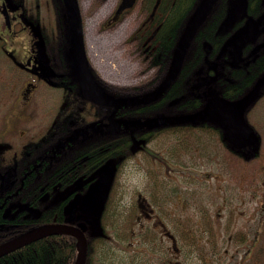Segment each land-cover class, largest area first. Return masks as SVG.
<instances>
[{
	"label": "trees",
	"instance_id": "obj_1",
	"mask_svg": "<svg viewBox=\"0 0 264 264\" xmlns=\"http://www.w3.org/2000/svg\"><path fill=\"white\" fill-rule=\"evenodd\" d=\"M4 1V0H1ZM6 1V0H5ZM193 0H176L174 4L161 9L162 17L157 34L163 37L179 32L181 35L190 14L194 10ZM11 8L15 9L19 19L20 29L24 30L33 42L34 50L25 62L8 54L0 39V94L12 89L17 93L25 82L45 85L57 91L60 103L43 120L44 130L52 137L59 134L67 136L68 128H81L85 125V113H82V123L79 120L78 104L71 100H83V107L91 110L93 125L106 121L113 109L91 100L82 89L78 76L71 61L70 36L66 9L62 0H10ZM34 32H33V31ZM30 34V35H29ZM154 55L150 58L152 65L161 63L168 66L171 62L177 41L153 42ZM12 60L13 64L9 62ZM264 73V0H217L216 4L193 34L182 59L181 67L169 88L155 101L125 106L114 111L116 116L136 115L137 121L156 116H172L190 114L204 108L208 100L221 96L229 100L243 97L251 91ZM264 98V85L260 86L257 99L245 112V120L251 127L255 144L244 149H233L225 139L224 132L209 122L192 121L183 124L161 126L154 128L140 127L136 124V132H147L140 140H159L164 142L160 149L154 151L149 147L141 148L151 161L148 162L150 177L149 198L154 206L162 204L159 189L166 185L165 175L174 168H181L184 162L180 160L187 156L190 160L188 168H193L192 157L215 160L216 149L222 147L238 160L250 162L257 160L261 152L260 128L250 121V113L255 105ZM64 101H67L65 103ZM82 124V125H81ZM41 126V125H40ZM70 130V131H71ZM92 170L94 176L102 172L107 160L117 156L122 149L121 144H104L101 137L93 132ZM118 139L119 135L108 136ZM205 140H209L212 150L208 152ZM145 145V142L143 143ZM128 146L124 147V151ZM138 147L136 138V149ZM197 152V153H195ZM189 154V156H188ZM61 180H64L63 171ZM66 174V173H65ZM191 177V176H190ZM97 178V177H96ZM94 177V180H96ZM163 184V185H162ZM6 187V185H4ZM5 187L0 186V191ZM67 185H61V190ZM118 184L112 180L104 188L103 208L97 217L90 219L86 226L87 258L85 264H99L101 247L117 241L133 245L139 234L145 243H155L154 247H162V241L157 240V234L151 228H139L137 222V206L117 210ZM177 190V189H176ZM181 190V189H180ZM166 204V201L164 202ZM64 203L62 202V206ZM163 217L174 223L181 240L198 251L199 256L189 264H213L207 261L208 255L214 256L219 251L218 241L220 231L217 230L207 213L194 220L193 226L176 224L175 218L164 210ZM64 217L62 211L61 219ZM161 218V217H160ZM232 213L228 216L224 232L228 240L234 243H244L245 232H228ZM40 222H49L44 216ZM136 226V231H135ZM151 226V225H150ZM170 233L175 240L177 234ZM177 244V242H176ZM177 247V245H176ZM207 252V257L205 254ZM77 257L74 238L68 235H52L36 240L19 249L0 257V264H74ZM177 264L173 259L165 258L164 263L152 260L153 264ZM249 261L262 264L264 262V243H260ZM134 264V261L131 263ZM136 264H149L140 261ZM248 264H251L249 262Z\"/></svg>",
	"mask_w": 264,
	"mask_h": 264
},
{
	"label": "rangeland",
	"instance_id": "obj_2",
	"mask_svg": "<svg viewBox=\"0 0 264 264\" xmlns=\"http://www.w3.org/2000/svg\"><path fill=\"white\" fill-rule=\"evenodd\" d=\"M117 2L118 0H77L84 49L96 79L109 93L137 97L149 93L159 85L166 74L167 66L152 65L150 58H143L141 54L135 52V42H131L130 36L136 28L137 20L140 19V13L136 14L139 2L135 8L124 12L115 20L113 14ZM6 3L9 11L14 13V17L12 16L14 26L11 36L10 34L0 36L4 42L3 48L9 51V45L20 40L17 38V35H20L26 37L20 40L25 46V51L31 35L29 34V37L24 30L21 31L20 25L17 24L19 19L15 9L11 8L10 0H6ZM108 20H111L110 23ZM0 29L4 30L3 32L6 30L1 13ZM42 92L37 90L32 95L35 100L33 105L41 99ZM47 92L42 96L44 103L54 102L57 92L55 90ZM7 108L4 105L0 106V117ZM32 112L33 107L28 114ZM29 120L31 118L25 117L24 121L19 123V128H28ZM250 121L260 128L261 152L257 160L250 162L238 160L220 147L216 149L215 160L199 158L198 154L190 157L188 154L194 161L193 168L189 169L190 160L187 156L182 159L181 154L180 160L187 166L188 178H181L179 175L170 186L164 184L160 187L159 195L163 202L155 206L156 214L173 234H177L178 253L176 256L173 254V262L189 264L194 262L200 253L195 251L192 245L181 240L174 223L169 221L168 216L163 217V210L173 218L177 217L175 222L180 227L193 226L194 220L199 219L201 214H208L221 234L218 241L219 251H216L213 257L212 255L207 257L206 252L207 261L213 264H248L249 262L258 264L249 260L257 246L264 243V98L252 109ZM211 143L205 140L208 152L212 150ZM163 144L164 142L157 140L149 145V148L157 151ZM144 167V161L136 164L130 162L119 179L120 182L117 181L119 199L116 209L118 211L126 210L136 204L137 193H141L151 203L148 186L150 177L145 173ZM104 192L103 190V194ZM165 201L166 204H164ZM231 213L232 219L228 232H245L247 238L244 243L230 242L223 230ZM153 221L148 225L150 226ZM160 238L162 247L166 246L170 249L171 242L158 231L156 239ZM142 239L138 234L131 247H125L124 244L127 243L122 241L102 246L101 250H98L99 264H131L133 261L134 264L136 261L153 264L152 260L156 259L152 254L159 249L154 245L158 242L145 243Z\"/></svg>",
	"mask_w": 264,
	"mask_h": 264
},
{
	"label": "flooded vegetation",
	"instance_id": "obj_3",
	"mask_svg": "<svg viewBox=\"0 0 264 264\" xmlns=\"http://www.w3.org/2000/svg\"><path fill=\"white\" fill-rule=\"evenodd\" d=\"M174 1L176 0H118L113 14L115 20L124 12L135 8L139 2L136 14L140 13V19L137 20L136 28L130 37L131 42H135V52L141 54L143 58H151L154 55L155 45L152 44L153 42H179L185 28L181 35L178 34L179 32L171 33L165 37L157 34V29L160 26L159 20L162 17V11L159 8L162 9L165 6V9H167L174 4ZM201 1H192L195 3L194 10L190 14L187 24ZM9 15L11 25L7 27L3 22L6 30L3 32L4 30L0 29L1 37H4L3 35L9 36V34L11 36V33H13L14 21L12 16L14 17V13L9 11ZM110 21L108 20L109 23ZM19 36L17 35V38H20V40L21 38H26ZM20 40L11 43L9 48L12 49L6 50V52L8 54L12 53L21 62H25L30 54L29 51L34 50L36 47L33 46L32 40H29V44L24 51L25 46ZM9 62L13 64L12 60H9ZM157 65L162 64L159 63ZM17 86L21 88L15 94L12 89L6 90L5 95L0 94V106L8 107L0 117V186L5 187L4 185H6L4 190L0 191V245L31 229L48 224H65L79 227L85 235L86 226L90 224L93 214L88 207L80 210V202L89 194L106 172H111L107 183L110 180L115 183L117 181L120 182L119 179L130 162L136 164L144 161V170L149 177L148 162L151 161V158L141 148L147 150L149 145L154 144L156 140L144 141L139 139L148 133L136 132V124L139 126L140 123H136V115L115 116L113 114L114 111H118L123 107L117 110L112 108L113 112L107 116L106 121L93 125L91 123V110L82 106L83 100H71L68 102L78 104L76 110L79 112L81 123L82 113H85V125L81 126V128L72 127V130L68 128L66 132L68 135L63 138L59 134L49 137L51 133L44 130L43 120L48 118L50 112L59 105L60 100L56 97L54 102L46 104L42 100V96L43 93H48L47 91L49 90L56 91V89L29 82ZM37 90L38 92H43L41 93V99L33 105L35 100L32 95ZM117 97L136 98V95H117ZM64 102L67 103V101ZM32 107L33 112L28 114ZM25 117L31 118L29 127L20 129L18 125L21 121H24ZM93 132L97 133L106 145L110 142L122 145L119 154L107 160L102 167V170H104L95 176L92 170ZM113 135H119L120 137L118 139H110L108 137ZM144 142L145 145H143ZM125 146L128 147L124 151ZM62 171L63 181L61 180ZM169 174V176L165 175L166 185L168 186L175 182V177L179 175L181 178H188L186 164L184 163L181 168L179 166L174 168V170L169 171ZM94 177H97L96 180H94ZM62 183L67 185L63 190H61ZM94 199L104 203L103 187L98 191ZM62 202L64 203L63 206ZM135 202L138 211L136 219L139 228L145 229L149 227L155 233L159 231L171 242L170 249L166 248V246L164 247L165 251L157 249L152 256L160 263H164L165 258L172 259L173 254L177 255L178 247L175 250L172 248V240L166 235L170 230L156 214L155 206L148 202L141 193H137ZM72 209H74L73 219L67 221ZM62 211L64 212L63 219H61ZM44 216L50 218L51 221L40 222L39 219ZM151 221L153 223L149 226L148 223ZM71 237L74 238L76 245V238L74 236ZM160 240L162 239L160 238ZM124 246L131 247L132 245L124 244ZM167 264H170V261Z\"/></svg>",
	"mask_w": 264,
	"mask_h": 264
},
{
	"label": "water",
	"instance_id": "obj_4",
	"mask_svg": "<svg viewBox=\"0 0 264 264\" xmlns=\"http://www.w3.org/2000/svg\"><path fill=\"white\" fill-rule=\"evenodd\" d=\"M66 9L68 28L70 34L71 46V61L75 72L78 76L82 89L85 94L94 102L100 105H106L114 108L115 110L124 106H135L147 104L158 99L171 85L172 81L177 76L182 59L187 50L188 44L195 30L205 19L211 8L217 0H202L192 18L187 24L183 34L175 49L173 58L170 62L167 76L162 84L154 91L141 96L139 98L121 99L109 96L102 86L94 77L85 55L83 38H82V25L79 14L77 0H62ZM1 14L4 16L5 24L10 26V18L5 3H2ZM264 85V74L257 82L256 86L249 91L246 95L239 99L228 100L221 96H215L208 100L206 105L200 111L181 114L174 116H156L148 118L139 123L141 127L154 128L161 126H170L175 124H183L192 121L209 122L224 132V136L228 144L235 149L252 147L255 144V136L251 127L245 120V112L248 107L258 97L260 86ZM111 172H106L102 175L99 182L91 189L89 194L80 202V210L84 207L91 209L93 216H96L103 207V203L95 200L94 197L98 191L107 183V179ZM73 212L70 211V217L73 219ZM69 234L76 238L77 257L74 264H85L87 257V244L86 238L81 229L69 225H42L21 236L0 245V257L19 249L20 247L34 242L42 237L54 234ZM166 235L172 239V247L176 248V242L173 236L167 232Z\"/></svg>",
	"mask_w": 264,
	"mask_h": 264
},
{
	"label": "bare ground",
	"instance_id": "obj_5",
	"mask_svg": "<svg viewBox=\"0 0 264 264\" xmlns=\"http://www.w3.org/2000/svg\"><path fill=\"white\" fill-rule=\"evenodd\" d=\"M99 215V213L96 215V216H93V217H97ZM92 217V218H93ZM58 225H65V224H58ZM75 228H78L79 229V227H75ZM54 235H69V234H54ZM21 236V235H20ZM49 236H52V235H49ZM19 237V236H18ZM45 237H48V236H45ZM45 237H42V238H40V239H43V238H45ZM17 238V237H16ZM15 239V238H14ZM40 239H38V240H40ZM13 240V239H12ZM11 241V240H10ZM9 242V241H8ZM32 243V242H31ZM4 244V243H3ZM30 244V243H29ZM28 245V244H27ZM25 246V245H24ZM6 255V254H5ZM4 256V255H3ZM2 257V256H1ZM87 258V257H86ZM85 263H86V261H85Z\"/></svg>",
	"mask_w": 264,
	"mask_h": 264
}]
</instances>
